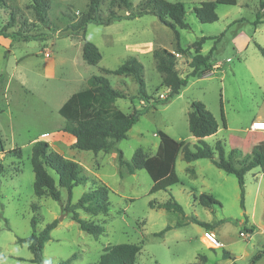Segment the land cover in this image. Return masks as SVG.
<instances>
[{
    "label": "rangeland",
    "instance_id": "1",
    "mask_svg": "<svg viewBox=\"0 0 264 264\" xmlns=\"http://www.w3.org/2000/svg\"><path fill=\"white\" fill-rule=\"evenodd\" d=\"M129 10H118L127 15L138 10L143 0H130ZM180 1L186 9L188 28H177L179 39L173 30L161 23L153 14H143L131 19H121L108 25L89 23L84 36H65L64 30L75 25L78 17L88 10V0H49L48 20L37 18L31 0H0V29L6 27L10 34H41L45 39L0 35V264H39L32 262L33 253L19 237L31 233V218L37 219L36 229L57 220L45 242L42 258L46 264L76 256L71 264H89L99 259L103 248L118 243H136L141 246L136 264H249L254 254L264 249V179L261 167L248 171L244 176L243 196L234 175L216 167L210 159L201 158L186 162L182 151L175 161L179 182L167 190L149 193L152 180L144 169L133 174L125 172L117 159V152L79 150L74 147L71 134L63 130L65 120L58 113L61 104L74 92L87 87L91 75H103L114 88L127 96L116 100L115 105L126 113L148 105L128 131L126 138L117 142L123 158L130 161L138 147L147 154H154L159 143L158 131L166 132L176 140H184L190 148L197 144L188 129V112L192 100L202 101L214 115L219 129L205 142L215 149L222 142L228 157L233 149L241 153L238 158L251 154L258 146L264 150V131H250L255 115L264 117V13L256 23L260 11L259 0H221L214 22H200L194 7L205 0ZM107 1L102 4L105 13ZM15 19L9 24L10 15ZM244 32L249 41L246 50L238 52L233 36ZM221 36L210 57L211 67L204 75L188 77L182 87L167 104L155 103L169 93L161 86L162 74L156 69L153 51L166 48L176 53V45L188 48L176 58V69L186 76L193 50L190 45L200 36ZM94 43L101 52L97 64H88L82 58L84 41ZM152 41L153 48L139 49L131 43ZM214 45L207 39L201 53L209 54ZM178 53V52H177ZM135 56L143 66L145 88L149 102L139 100L137 84L132 76L107 73ZM218 65V66H217ZM235 72V76L233 75ZM162 95V96H161ZM225 125L221 119L224 105ZM230 100V101H229ZM154 105V106H153ZM47 139V140H46ZM36 140H45L50 150L77 161L88 180L72 190L71 202L91 189L92 181L101 180L109 188V211L106 215H92L79 210L81 218L100 224L104 231L95 237L72 220L66 210V190L61 200L49 196H36L31 152ZM20 147L18 151L13 150ZM201 193L212 195L219 203L204 206L194 199ZM170 196L182 206L183 214L156 207ZM150 201L155 206L149 205ZM223 221L214 230L223 246L211 248L200 239L202 227L190 220ZM167 225L171 228L162 236L157 235ZM254 225L253 231L250 226ZM240 231L250 236L243 238ZM227 253L228 256H225ZM256 264H264V254Z\"/></svg>",
    "mask_w": 264,
    "mask_h": 264
},
{
    "label": "trees",
    "instance_id": "2",
    "mask_svg": "<svg viewBox=\"0 0 264 264\" xmlns=\"http://www.w3.org/2000/svg\"><path fill=\"white\" fill-rule=\"evenodd\" d=\"M107 1L105 13L102 14V4ZM32 8L40 22H47V11L49 9V0H31ZM221 0H205L199 6L194 7L193 12L196 18L202 23L214 22L218 19L216 8ZM235 3V0H229ZM260 11L257 12L256 23L261 22V13H264V0H259ZM131 8L130 0H88V10L82 13L75 25L67 27L64 32L65 36L82 35L86 32L89 23L108 25L121 19H131L143 14H153L158 20L168 25L174 33L175 38L179 39L177 28H188L186 22V9L183 2H171L168 0H143L136 12L123 15L118 10H129ZM15 19L14 13L10 15L9 24ZM6 27L0 29V35L4 37L23 38L24 40L45 39L41 34L19 35V33L10 34ZM198 37L189 47L194 52L189 64L191 71L184 77L180 76L177 71L175 54L166 48L156 49L152 55L156 63V69L162 74L161 86L167 87L169 93L165 99L156 100L155 103L167 104L171 98L179 94L180 89L187 85L188 77L202 76L211 67L210 57L216 49V43L221 36ZM207 39H213L214 45L211 47L209 54L201 53L203 44ZM264 53L263 48L257 45ZM188 48H182L177 41L176 52L184 54ZM102 55L98 47L85 40L82 46V58L88 64H97ZM107 73L116 75L132 76L137 84L136 95L139 100L146 103L150 100V95L145 88L142 63L135 57L129 56L123 64L113 70L105 69ZM2 75L0 76V79ZM127 95L120 89L114 88L108 78L103 75H91L87 80V87L72 93L58 108V113L65 120L63 130L75 137L74 147L79 150H89L92 152H117V159L120 166L128 174H133L137 169H144L152 180V186L149 193L160 190H167L170 186L179 182L175 171V161L180 151L183 153V159L187 162L208 158L218 168L226 173L233 174L238 181L241 189V199L243 196L244 176L256 167L264 168V150L256 146L251 154L238 158L240 151L233 149L227 157L224 152L222 142L218 140L215 145V151L205 141L204 137L215 134L218 130V122L206 105L200 100L190 102V111L188 112V129L196 137L197 144L190 148L184 140H176L166 132L158 131L159 143L154 154H147L142 147L135 149L130 161L123 158L122 151L117 147V142L126 138L128 131L137 122L139 116L144 114L148 105L141 108H134L131 113H126L115 105L119 98H125ZM221 119L225 125V115L222 101ZM154 106V105H153ZM13 150L18 151V157L21 156L20 147ZM31 164L34 172L33 189L36 196H49L50 198L60 201L61 192L56 186L55 177L59 187L66 190L67 203L66 210L71 213V218L79 228L95 237L103 233L104 229L100 224L92 220L80 217L79 210L86 213L97 215H106L109 211V193L110 188L101 180L92 181L91 189L84 192L75 203L71 202L72 190L76 185L84 184L88 180L82 173L81 165L62 154L50 150L49 143L45 140H36L32 146ZM3 167L0 164V175ZM264 179V172H263ZM198 202L204 206L219 203L212 195L201 193L198 196ZM151 207L155 206L154 201H150ZM156 207L165 208L166 210L175 211L183 214L182 206L170 196L162 203H157ZM205 229L213 230L223 221L207 222L195 217L190 218ZM37 219L31 218V233L26 237H19L18 242L27 243L33 253L32 262L46 264L42 258V251L45 242L50 239V232L57 225V220L47 223L41 230L36 229ZM171 228L167 225L163 230L157 233L162 236L165 231ZM251 231L254 225L250 226ZM141 246L136 243H118L107 245L103 248L99 259L89 264H136V256ZM228 256L227 253H224ZM264 254V249L254 254L249 264H256ZM76 254L71 258L59 261L56 264H71ZM199 264V263H190Z\"/></svg>",
    "mask_w": 264,
    "mask_h": 264
},
{
    "label": "crops",
    "instance_id": "3",
    "mask_svg": "<svg viewBox=\"0 0 264 264\" xmlns=\"http://www.w3.org/2000/svg\"><path fill=\"white\" fill-rule=\"evenodd\" d=\"M232 41H233V45H234V48L238 51V52H242L243 50H246L247 49V46H248V41H249V37H248V35L247 34H245L244 32H240V33H238V34H236L235 36H233V39H232ZM133 46H136L137 48H139L140 50L141 49H151V48H153V43H152V41H139V42H135V43H131ZM81 53H82V46H81ZM233 75L235 76L236 74H235V72H233ZM161 80H162V78H161ZM181 90V89H180ZM180 93V92H179ZM178 95V94H177ZM223 98H224V105H223V107H225V101L227 102V103H230V102H228V100L226 99V96L224 95L223 96ZM230 101V100H229ZM262 117V115L261 114H258L257 116L255 115V117L253 118V120H255V119H262V120H264V117L263 118H261ZM218 129H219V127H218ZM216 134V133H215ZM212 135H214V134H212ZM212 135H209V136H206V137H204L203 139H204V141L206 140V139H208L210 136H212ZM72 137H73V140L75 141V137L72 135ZM195 138V140L197 141V139H196V137H194ZM47 140V139H46ZM157 147H158V145H157ZM156 150H157V148H156ZM156 152V151H155ZM208 159V158H207ZM196 160H199V159H196ZM196 160H193V161H190V162H194V161H196ZM187 162V161H186ZM257 168V167H256ZM254 169V168H253ZM224 171V170H223ZM261 176H262V178H263V172H264V168H261ZM225 172V171H224ZM227 174H229V173H227ZM230 175H233V174H230ZM237 179V178H236ZM194 199L195 200H197L198 201V197L197 196H194ZM207 222H209V221H207ZM218 227L219 226H216V227H214L213 228V230H216L217 231V229H218ZM263 229H264V227H263Z\"/></svg>",
    "mask_w": 264,
    "mask_h": 264
},
{
    "label": "built area",
    "instance_id": "4",
    "mask_svg": "<svg viewBox=\"0 0 264 264\" xmlns=\"http://www.w3.org/2000/svg\"><path fill=\"white\" fill-rule=\"evenodd\" d=\"M174 54L177 57L180 56V53L176 52ZM249 129L250 131H264V120L262 119L252 120ZM199 235L201 241H203L207 246L211 248H218L223 246L222 242L219 240L214 230L202 228ZM239 235L243 238H247L248 236H250L247 232L244 231H240Z\"/></svg>",
    "mask_w": 264,
    "mask_h": 264
}]
</instances>
